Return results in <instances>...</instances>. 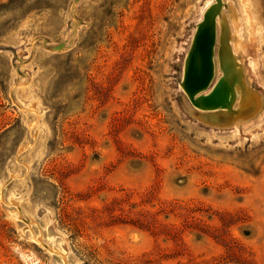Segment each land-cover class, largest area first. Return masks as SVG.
Returning <instances> with one entry per match:
<instances>
[{
	"label": "rangeland",
	"instance_id": "obj_1",
	"mask_svg": "<svg viewBox=\"0 0 264 264\" xmlns=\"http://www.w3.org/2000/svg\"><path fill=\"white\" fill-rule=\"evenodd\" d=\"M0 264H264V0H0Z\"/></svg>",
	"mask_w": 264,
	"mask_h": 264
},
{
	"label": "bare ground",
	"instance_id": "obj_2",
	"mask_svg": "<svg viewBox=\"0 0 264 264\" xmlns=\"http://www.w3.org/2000/svg\"><path fill=\"white\" fill-rule=\"evenodd\" d=\"M215 10L208 13V17L212 19ZM210 24V20H205L199 24L192 39V44L187 53L183 66L184 87L189 93H195L202 88L209 86L216 69L214 59V31ZM229 28L221 24V40L223 45L220 51L221 65L224 68L229 67L230 52L226 44L229 38ZM238 87L234 81H218V83L208 92L203 99H199L201 106L214 109L218 107H226L230 104L233 96H236ZM234 99V98H233Z\"/></svg>",
	"mask_w": 264,
	"mask_h": 264
},
{
	"label": "water",
	"instance_id": "obj_3",
	"mask_svg": "<svg viewBox=\"0 0 264 264\" xmlns=\"http://www.w3.org/2000/svg\"><path fill=\"white\" fill-rule=\"evenodd\" d=\"M214 10H215V12H216V8H213ZM213 9H211V10H213ZM211 10H209L207 13H206V15H205V20L207 19V20H210V24H211V26H212V28H214L215 29V23H214V17H215V12H214V14H213V16H212V19H210L209 17H208V13L211 11ZM204 20V21H205ZM204 21H202V22H204ZM201 22V23H202ZM200 23V24H201ZM199 26V25H198ZM214 32V38H213V41L215 42V30L213 31ZM221 81H224V80H221ZM226 81V80H225ZM182 85H183V87H184V82H183V80H182ZM185 88V87H184ZM203 89H205V88H202L201 90H203ZM186 90V89H185ZM201 90H199V91H197V92H193V93H189L187 90V92L189 93V95H191V96H194L195 94H197L198 92H200ZM203 98H205V97H200L199 99H203ZM199 99L198 100H196V103L199 105V106H201L200 104H199ZM201 107H203V108H209V107H206V106H201Z\"/></svg>",
	"mask_w": 264,
	"mask_h": 264
}]
</instances>
